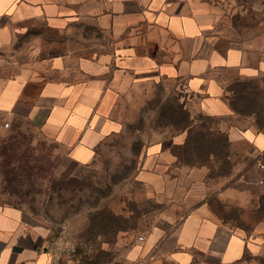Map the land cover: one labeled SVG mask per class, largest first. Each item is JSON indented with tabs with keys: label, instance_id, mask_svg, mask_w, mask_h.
<instances>
[{
	"label": "crops",
	"instance_id": "obj_1",
	"mask_svg": "<svg viewBox=\"0 0 264 264\" xmlns=\"http://www.w3.org/2000/svg\"><path fill=\"white\" fill-rule=\"evenodd\" d=\"M224 20L209 0H0V114L38 119L72 163L91 164L153 94L170 111V90L227 137L223 159L187 158L196 123L146 144L137 179L165 214L143 240L126 239L120 264H264V130L231 105L264 59ZM220 160L232 167L213 173ZM45 240L32 216L0 206V264H53Z\"/></svg>",
	"mask_w": 264,
	"mask_h": 264
},
{
	"label": "rangeland",
	"instance_id": "obj_2",
	"mask_svg": "<svg viewBox=\"0 0 264 264\" xmlns=\"http://www.w3.org/2000/svg\"><path fill=\"white\" fill-rule=\"evenodd\" d=\"M209 1L221 8L226 35L252 49L255 63L264 59V0ZM244 81L263 94L258 100L264 105V74ZM153 95L142 110L122 117V131L87 166L69 161L38 119L0 114V206L24 211L44 229L53 264H120L126 239L146 235L165 214L137 179L146 144L168 124L171 136L192 122L209 127L216 120L184 109L185 93L170 90V111H157L165 99ZM208 166L220 173L232 164L220 160Z\"/></svg>",
	"mask_w": 264,
	"mask_h": 264
},
{
	"label": "trees",
	"instance_id": "obj_3",
	"mask_svg": "<svg viewBox=\"0 0 264 264\" xmlns=\"http://www.w3.org/2000/svg\"><path fill=\"white\" fill-rule=\"evenodd\" d=\"M234 97L231 99L233 109L242 114H256L258 125L264 130V105L258 99H261V93L256 92L254 86L246 81L236 82L233 86ZM193 126V122L187 127ZM186 127V128H187ZM228 140L224 134L211 132L209 127L203 124L194 126L190 133L188 147L184 152L191 155L187 158L193 159L195 156L206 160L213 156L217 159H223L228 155ZM260 215H264V197L261 199Z\"/></svg>",
	"mask_w": 264,
	"mask_h": 264
},
{
	"label": "built area",
	"instance_id": "obj_4",
	"mask_svg": "<svg viewBox=\"0 0 264 264\" xmlns=\"http://www.w3.org/2000/svg\"><path fill=\"white\" fill-rule=\"evenodd\" d=\"M109 1H113V0H109ZM256 164L259 169L264 170V160L263 159H259ZM139 240H143V237H140Z\"/></svg>",
	"mask_w": 264,
	"mask_h": 264
}]
</instances>
